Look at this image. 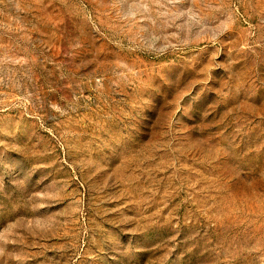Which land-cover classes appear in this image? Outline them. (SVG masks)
I'll list each match as a JSON object with an SVG mask.
<instances>
[{
  "label": "rangeland",
  "instance_id": "rangeland-1",
  "mask_svg": "<svg viewBox=\"0 0 264 264\" xmlns=\"http://www.w3.org/2000/svg\"><path fill=\"white\" fill-rule=\"evenodd\" d=\"M0 264H264V0H0Z\"/></svg>",
  "mask_w": 264,
  "mask_h": 264
}]
</instances>
